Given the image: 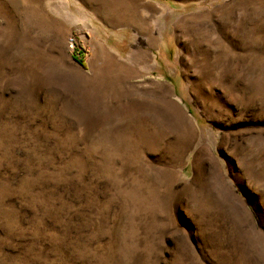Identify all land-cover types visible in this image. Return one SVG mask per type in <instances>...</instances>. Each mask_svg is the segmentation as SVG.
Masks as SVG:
<instances>
[{
	"label": "rangeland",
	"instance_id": "obj_1",
	"mask_svg": "<svg viewBox=\"0 0 264 264\" xmlns=\"http://www.w3.org/2000/svg\"><path fill=\"white\" fill-rule=\"evenodd\" d=\"M0 264H264V0H0Z\"/></svg>",
	"mask_w": 264,
	"mask_h": 264
},
{
	"label": "built area",
	"instance_id": "obj_2",
	"mask_svg": "<svg viewBox=\"0 0 264 264\" xmlns=\"http://www.w3.org/2000/svg\"><path fill=\"white\" fill-rule=\"evenodd\" d=\"M81 38V35H71L68 40L69 48L73 55L80 59H87L90 55L89 50Z\"/></svg>",
	"mask_w": 264,
	"mask_h": 264
},
{
	"label": "crops",
	"instance_id": "obj_3",
	"mask_svg": "<svg viewBox=\"0 0 264 264\" xmlns=\"http://www.w3.org/2000/svg\"><path fill=\"white\" fill-rule=\"evenodd\" d=\"M91 27H92V31H93V33H95V38H92V40H94L95 42L96 41H99V37L101 36V30H102V27L100 26V25H98L97 23H93L92 22V25H91ZM91 38V37H90ZM94 46L96 47L95 49L97 50V51H103V46L102 45H100L99 43H94ZM88 62V64H89V61H87Z\"/></svg>",
	"mask_w": 264,
	"mask_h": 264
},
{
	"label": "trees",
	"instance_id": "obj_4",
	"mask_svg": "<svg viewBox=\"0 0 264 264\" xmlns=\"http://www.w3.org/2000/svg\"><path fill=\"white\" fill-rule=\"evenodd\" d=\"M74 59L81 65L86 66V62L83 59L78 58L76 55H74Z\"/></svg>",
	"mask_w": 264,
	"mask_h": 264
}]
</instances>
